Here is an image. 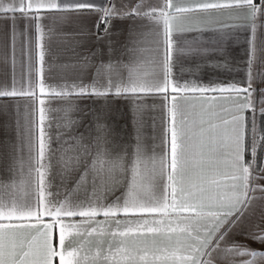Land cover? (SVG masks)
Listing matches in <instances>:
<instances>
[{
	"label": "snow or ice",
	"instance_id": "1",
	"mask_svg": "<svg viewBox=\"0 0 264 264\" xmlns=\"http://www.w3.org/2000/svg\"><path fill=\"white\" fill-rule=\"evenodd\" d=\"M0 24V264H264V0H0ZM83 99L125 101L132 141Z\"/></svg>",
	"mask_w": 264,
	"mask_h": 264
},
{
	"label": "crops",
	"instance_id": "2",
	"mask_svg": "<svg viewBox=\"0 0 264 264\" xmlns=\"http://www.w3.org/2000/svg\"><path fill=\"white\" fill-rule=\"evenodd\" d=\"M3 25L0 24V28ZM119 30L115 33V37L120 36V31L123 30V26H118ZM66 32L71 31V28H66ZM212 36V32L208 31L202 37L203 40L207 41ZM188 39L191 40L192 36L189 35ZM19 51V49H17ZM228 52V66L234 68V71L229 78H235L237 80L243 79V62L245 55V34L241 33L239 41L235 44H231L227 48ZM64 59V57H61ZM6 72L5 69L0 68V73ZM187 77V74H185ZM200 75L207 78H216L210 69H204ZM227 74H221L218 78L224 79ZM5 103H10L5 101ZM79 107L83 109L81 114L86 121L91 120L92 111L98 108L107 109V122L111 125L113 136L116 142L130 143L135 135V127L133 121V113L130 106L123 100H111L108 104L94 99H83L79 103ZM143 127L141 129L142 134L145 138L156 140L159 135V113L157 111H145L143 114ZM259 119V118H258ZM12 121L11 109L8 110V115L0 113V140L5 137H10L11 130L5 129V123L10 124ZM158 142V141H157ZM258 247V246H257Z\"/></svg>",
	"mask_w": 264,
	"mask_h": 264
}]
</instances>
